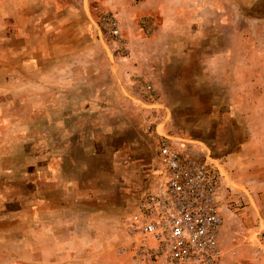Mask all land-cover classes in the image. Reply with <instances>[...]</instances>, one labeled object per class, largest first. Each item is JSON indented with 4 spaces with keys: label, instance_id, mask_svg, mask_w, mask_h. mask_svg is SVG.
<instances>
[{
    "label": "rangeland",
    "instance_id": "374dc122",
    "mask_svg": "<svg viewBox=\"0 0 264 264\" xmlns=\"http://www.w3.org/2000/svg\"><path fill=\"white\" fill-rule=\"evenodd\" d=\"M26 1L0 0V264L49 256L48 245L33 247L34 225L48 228L49 207L67 198L60 180L127 216L140 192L161 184L157 132L215 159L246 207L244 217L239 204L230 210L247 250L228 243L227 256L264 264V0H88L89 21L64 12L62 29L31 20L53 18L57 0L21 8Z\"/></svg>",
    "mask_w": 264,
    "mask_h": 264
},
{
    "label": "built area",
    "instance_id": "2783aa9c",
    "mask_svg": "<svg viewBox=\"0 0 264 264\" xmlns=\"http://www.w3.org/2000/svg\"><path fill=\"white\" fill-rule=\"evenodd\" d=\"M103 23L119 33L114 17L104 16ZM156 135L161 184L140 192L124 217L129 250L146 264H219L222 173L208 152L201 160L177 146L180 138Z\"/></svg>",
    "mask_w": 264,
    "mask_h": 264
},
{
    "label": "crops",
    "instance_id": "0c3cea01",
    "mask_svg": "<svg viewBox=\"0 0 264 264\" xmlns=\"http://www.w3.org/2000/svg\"><path fill=\"white\" fill-rule=\"evenodd\" d=\"M34 4L37 5V8L40 7L39 9L44 7L42 0H27L25 3L20 4V7L24 9ZM50 7L56 15H54L53 18L50 15L40 18L41 14L38 15L35 13L31 18V20L36 19L35 25L39 21L44 27L52 23L63 27L68 22L62 18L64 12L73 13V15L79 16L86 21H89L88 18L91 17L88 0H82L80 6L71 4L65 7L60 5L59 0H57L53 1V5ZM0 9L1 11L6 9L4 3L0 4ZM29 13L30 12H25L27 21L29 19ZM38 16L39 20L37 19ZM5 18L6 16L3 17V19ZM31 23L32 22H24L21 26L25 24V27H27L31 25ZM80 25H82V22ZM19 28L22 27H18L15 30V34L18 38L26 40L27 43L30 34L28 29ZM18 29L19 32H17ZM59 33H61V30H59ZM57 173L58 170L51 171L50 176L56 177ZM55 179L59 181L58 178ZM59 183L62 193L65 194L67 198L64 199V203L59 204V210L57 205L49 207L50 225H48V228L47 225L43 224L42 220H40L37 225H34L33 247L38 249L47 247L48 245L49 248V256L47 258H33L35 264H146L138 261L134 257L133 252L129 250L130 237L123 223L124 218L120 220L116 215L112 216L107 214L108 212L103 206L104 201L100 200L99 197L88 194L86 192L87 190H84L83 184L80 182H77L78 185L80 184L78 187L75 181L70 183L69 179L66 181L60 180ZM70 195H73V203L75 204L70 202V198L68 197ZM219 198L220 211L224 218L223 225L218 234L219 249L220 251L222 250L221 255L223 256L222 259L220 258L221 261L219 264H237L231 262L234 261L235 258L232 260L230 256H227L230 255L228 249L237 247L239 254L241 251L247 250L244 248H246L249 242L241 238L237 240V237L233 235L235 231L234 222H236V220L232 216L233 212L230 209L238 210V208L234 206H238L239 204V209H241L239 216L244 217L246 211L243 210H245L246 207H242L243 200L237 199V202H233L231 193L226 191V189L221 193ZM256 222L258 224L260 223V221ZM257 229H251V231H257ZM47 233H49V243L43 242V238H45V234ZM61 238L67 239L65 241L66 255L63 257L62 255L58 256V254H61L59 250L62 249V245L64 244L61 242ZM24 241L27 240L24 239ZM228 243L232 245H230V248L226 249V247H228L226 244ZM71 245L74 246V251L76 252H71L72 250H69V248L72 249ZM15 263L24 264L19 260L18 262L15 261ZM248 263L249 262L241 263V261H239L238 264Z\"/></svg>",
    "mask_w": 264,
    "mask_h": 264
}]
</instances>
